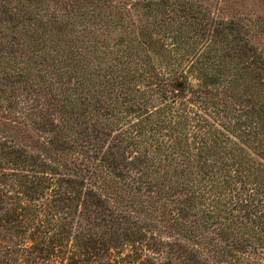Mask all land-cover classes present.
<instances>
[{"label": "trees", "instance_id": "trees-1", "mask_svg": "<svg viewBox=\"0 0 264 264\" xmlns=\"http://www.w3.org/2000/svg\"><path fill=\"white\" fill-rule=\"evenodd\" d=\"M34 8L0 0V98L35 115L46 135L36 153L0 139V264H99L114 253L138 264H224L215 259L249 248L264 258L256 52L234 46L242 40L223 24L189 20L166 0L102 16L133 30L90 49L72 30L27 19ZM53 18L74 26L65 14ZM20 84L32 88L30 103ZM67 151L102 172L62 171ZM118 190L153 198L177 227L184 222L189 248L113 208L126 203ZM145 251L161 262L141 261Z\"/></svg>", "mask_w": 264, "mask_h": 264}, {"label": "rangeland", "instance_id": "rangeland-1", "mask_svg": "<svg viewBox=\"0 0 264 264\" xmlns=\"http://www.w3.org/2000/svg\"><path fill=\"white\" fill-rule=\"evenodd\" d=\"M150 1L159 2V0H23L24 4L32 3L35 6L33 13L26 14L27 19H31L35 24L41 22L42 27H48V22H50L58 29L66 28L65 32L72 30L78 36H82V45L89 49L90 46L96 48L111 46L113 40H118V36L133 30L129 20L119 24L109 22L102 16L110 15L114 19L119 17L120 11L129 10L133 13L134 7L138 4L142 5ZM168 1L174 3L175 9L180 7L181 15L189 20L195 18L199 22L206 18L207 23H212L213 26L220 24L221 27L223 24L229 38L232 35L234 39L236 37L242 40L240 43L235 41L234 46L249 49L251 51L249 54L254 55L256 52L264 62V0H166ZM64 14L71 17L70 22L75 20L74 26H67L69 20L66 24H60V20L54 21L53 17L61 19ZM21 27H18V30H21ZM190 82L196 84L194 80ZM21 86L29 89L26 97L29 98L27 102L30 103L34 98L32 88L25 84H20ZM21 110L18 107L9 109L8 102L0 98V139L16 147H22L30 153L40 152L43 148V138L46 136L35 129V123L40 120L35 115L23 113ZM106 146L111 147L110 140L105 142L104 147ZM106 157L110 158L108 155ZM90 161L82 160L79 154L69 151L62 153L59 159L60 164L63 165L62 171L69 174L78 173V168L87 174L85 172L87 166L92 172L97 174L102 172L101 168H98L97 161ZM119 194L124 196L126 203L119 201L120 203L111 204L113 208L116 207V210L137 222L140 227L150 231L156 239L164 240V242H179L188 247L187 244L190 242L184 237L183 228L186 229L184 222H181L182 228L177 227L166 215L161 205L153 201V198L143 197L141 200L133 201L128 199L127 192H119ZM192 246L190 245V248ZM247 251L249 254L246 256L240 254L236 257H229L226 255L222 259L216 258L215 260L224 264H248L245 260H248L249 264H254V261L255 264H264V258L259 255L260 252L254 256L253 248ZM125 254L114 253L112 256H103L99 264H138L139 261L136 258L130 259ZM212 256V253L204 252L201 260L210 263L213 260ZM141 258L143 262L147 260L145 258H148L150 262H161L158 255H152L148 251H145Z\"/></svg>", "mask_w": 264, "mask_h": 264}]
</instances>
